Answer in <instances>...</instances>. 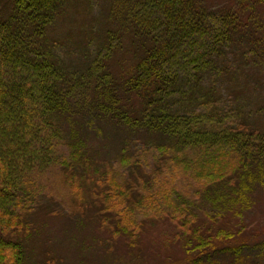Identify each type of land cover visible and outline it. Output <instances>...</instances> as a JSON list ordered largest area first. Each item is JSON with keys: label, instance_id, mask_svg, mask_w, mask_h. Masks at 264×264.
Wrapping results in <instances>:
<instances>
[{"label": "trees", "instance_id": "trees-1", "mask_svg": "<svg viewBox=\"0 0 264 264\" xmlns=\"http://www.w3.org/2000/svg\"><path fill=\"white\" fill-rule=\"evenodd\" d=\"M234 2L0 0V264H28L35 211L63 212L55 185L113 243L167 220L186 264L256 253L218 225L264 188V106L234 85L263 42Z\"/></svg>", "mask_w": 264, "mask_h": 264}, {"label": "rangeland", "instance_id": "rangeland-1", "mask_svg": "<svg viewBox=\"0 0 264 264\" xmlns=\"http://www.w3.org/2000/svg\"><path fill=\"white\" fill-rule=\"evenodd\" d=\"M234 1L207 0L214 9L231 6ZM247 1L250 0H246L244 8L249 16H245L246 30L242 35L250 38L252 43L259 39L263 44L249 63L240 61L244 69L241 74L245 72L246 76L234 85L239 90L243 89L241 103L248 109H258L264 106V5L251 7ZM221 23L218 17L213 20L218 30ZM63 28L66 31L71 26L63 25ZM234 54L237 55V52ZM179 60L182 61L181 58ZM178 62L174 61L171 70H176ZM256 80H259L258 84ZM260 122L264 125V117H260ZM148 159L151 162V158ZM48 177L51 178L50 173ZM55 186L45 193L63 207V212L46 214L40 209L35 211L33 237L27 243L28 264H186L184 241L174 239L175 229L167 220H157L146 227L139 244L133 248L122 239L113 243L105 233L100 232L96 220L80 217L78 220L84 222L80 226L76 224V216L70 212L69 204L59 202V196L64 195L62 188ZM218 225L233 232V239L228 245L247 244L257 250L251 255L244 254L237 264H264V188L259 191L254 207L243 219L227 218L226 225L221 221ZM106 248L111 249V253ZM225 260L223 264H236L230 256Z\"/></svg>", "mask_w": 264, "mask_h": 264}]
</instances>
